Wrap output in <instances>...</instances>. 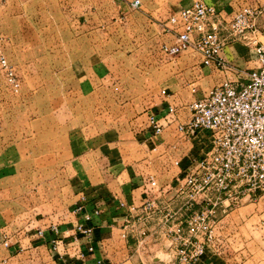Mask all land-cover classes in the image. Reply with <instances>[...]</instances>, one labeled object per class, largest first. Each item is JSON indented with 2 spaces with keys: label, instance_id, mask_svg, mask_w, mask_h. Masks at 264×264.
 Segmentation results:
<instances>
[{
  "label": "crops",
  "instance_id": "1",
  "mask_svg": "<svg viewBox=\"0 0 264 264\" xmlns=\"http://www.w3.org/2000/svg\"><path fill=\"white\" fill-rule=\"evenodd\" d=\"M131 1H127L130 7ZM192 1H157L155 12L161 16L168 13L164 17L167 18ZM207 1L216 7L223 20L231 19L242 4L258 5L262 9L257 18L262 31L258 38L264 40V0ZM24 9L27 10L26 5ZM4 24H0V29L6 33L0 36L2 49L16 64L23 82L22 90L34 94L44 92L42 94L51 97L45 106L35 103L34 109L49 111L44 117L40 111L39 116L30 121L33 130L32 136L26 137L29 140L27 145H22L21 141H9L0 148V264H173L175 244L165 233L171 220H166L163 213L179 206L177 175L189 155L195 152V146L179 136L173 121L166 124L159 135H152L147 126V115L154 111L162 117L166 109L162 98L152 102L145 112L132 120L140 122L133 127L129 138L122 135L121 123L115 124L114 129L111 126L109 129H93L106 124L104 113L98 114L97 111H120L135 108L139 103L127 96L130 92L123 90L118 81L110 80V64L98 55L104 40L90 41L91 31L87 24L60 25L68 30L65 38L45 33L51 23L38 24L33 20L15 23L13 34L6 32L7 25ZM164 31L161 42L173 38L171 32ZM221 54L231 65L230 69L204 66L199 62L196 69L190 68L195 82H189V89L187 86L180 90L162 87L171 92L170 100L179 120L188 118L187 103L201 96L209 86L226 77L244 80L255 65L254 44L246 39L229 38ZM43 78L49 79L44 83L46 89L41 87ZM28 79H33V84ZM192 86L196 91L191 90ZM137 93H133L136 99ZM54 94H65L66 97L54 100ZM20 104L24 106L23 102ZM57 108L74 113L68 118L59 117ZM47 132L49 135L43 138ZM173 143L178 145L177 149L170 148ZM154 145L157 150L152 149ZM173 158H179L180 163L176 165ZM63 177L70 191L67 205L71 212L57 222L48 216L35 217L28 226L13 228L12 224H19L21 220L15 216L12 207L38 182L43 188L57 189ZM150 178L156 180V185L150 184ZM147 197L155 198L160 209L150 218L141 220L138 215ZM246 203L242 201L220 217L214 241L195 264H233L238 253L235 244L242 239L233 230V212ZM86 213L91 216L89 220L84 218ZM245 219L246 215L241 221ZM77 223L90 225L92 232L78 231ZM224 230L225 263L220 262V236Z\"/></svg>",
  "mask_w": 264,
  "mask_h": 264
},
{
  "label": "built area",
  "instance_id": "2",
  "mask_svg": "<svg viewBox=\"0 0 264 264\" xmlns=\"http://www.w3.org/2000/svg\"><path fill=\"white\" fill-rule=\"evenodd\" d=\"M139 3L132 0L130 5L136 8ZM261 12L258 5L242 4L231 19L223 20L213 4L193 0L162 23L163 29L173 34L172 39L160 44L168 57L191 49L198 53L202 65L230 69L221 54L229 38L251 42L255 55V65L246 79L226 77L189 101L187 119L179 120L175 115L171 92L166 88L160 89L166 108L162 117L148 112L147 126L152 135H159L173 121L179 136L195 146L177 175L179 206L163 213L171 220L165 233L175 244L173 264H195L214 241L220 217L241 201L257 199L264 193V40L258 38L262 31L257 23ZM0 69L7 85L17 92L20 78L1 46ZM191 90L196 91V87ZM170 148L177 149L178 145L173 143ZM152 149L157 150V146ZM173 162L178 165L180 159L173 158ZM149 182L156 185L154 178ZM159 209L155 198L147 197L138 218H150ZM90 217L84 215L85 220ZM76 228L84 234L92 232V227L83 223H77ZM3 242L8 245L7 240Z\"/></svg>",
  "mask_w": 264,
  "mask_h": 264
},
{
  "label": "rangeland",
  "instance_id": "3",
  "mask_svg": "<svg viewBox=\"0 0 264 264\" xmlns=\"http://www.w3.org/2000/svg\"><path fill=\"white\" fill-rule=\"evenodd\" d=\"M127 1L0 0V24L6 23L4 25H7L8 31L6 30V32L9 34L15 32L13 30L15 23L33 20L38 24L51 23L45 33L62 38L68 36V30L61 28L60 25L87 24L91 31L89 33L90 41L97 42L98 38L104 40L105 44L100 46L98 55L110 64V80L118 81L123 90L126 89L131 93H128L127 96L133 97V100L139 103L135 108L121 109L120 111L115 109L97 111L98 114L104 113L106 124L93 129L105 127L109 129V126L114 129L115 124L121 123V132L124 138L132 136L133 127L138 126L140 122V120L133 122L132 120L145 112L152 102L161 98L159 90L162 87L167 86L170 89L179 88L180 90L182 86H187L189 89V82H195L191 78L190 68L196 69L195 65L200 62L198 53L191 49L183 50L172 57L161 52V34L165 32L162 29V23L166 21L167 18L164 17L168 13L161 16L155 12L156 7L154 6L157 1L164 2L165 0H140L141 4L136 8L130 7ZM24 5L27 10L24 9ZM40 5L48 6L41 7ZM40 9L41 11H39ZM169 11L171 12V9ZM8 25L11 31H9ZM2 34H6L4 29H0V36ZM0 46L3 47L1 41ZM5 56L16 69V64L10 56L6 53ZM48 80L42 79V89L47 88L44 83ZM28 81L33 84V79H28ZM62 82H65V79H62ZM21 87H23L22 78L19 90L14 92L7 85L0 69V148L9 141H21L22 145H27L29 140L26 137L32 136L31 130H33L30 121H33L32 118L36 117L40 111L43 117L49 111H39L33 107L35 103L47 105L51 95L42 94L44 92L34 94L28 90H22ZM136 91L138 92L137 99L133 94ZM63 96L66 97L65 94H54L52 97L54 100H59ZM21 102L24 103V106L20 104ZM87 112L91 111H85V113ZM57 113L59 117L68 118L74 111L57 108ZM43 120L49 123L48 119L43 118ZM46 135H49V132L43 134L42 137L44 138ZM63 178L57 189L49 188V186L43 188L40 186V182L36 184L37 188L34 185L27 192L26 197H23L16 206L12 207L15 216L21 220L19 224L13 223L12 227L19 229L24 225L28 226L29 221L35 217L48 216L57 222L63 219V216L68 212H71V207L67 205L70 191L67 190L65 177ZM259 198L256 202H252L254 199L251 202L243 200L247 201V206L243 204V207L233 212L235 219L233 230L238 232L237 237H242L235 244L238 246V249L235 250L238 253L234 256L233 264H264V195ZM241 203L242 201L238 205ZM244 215H246V219L241 221ZM222 224L226 226V222ZM224 226L221 229H224ZM224 234L225 230L220 236L223 259L221 258V261L220 258L217 259L223 263L226 262L227 256Z\"/></svg>",
  "mask_w": 264,
  "mask_h": 264
}]
</instances>
